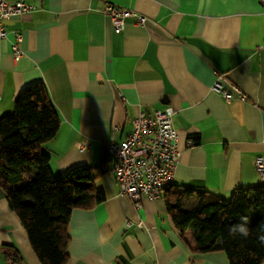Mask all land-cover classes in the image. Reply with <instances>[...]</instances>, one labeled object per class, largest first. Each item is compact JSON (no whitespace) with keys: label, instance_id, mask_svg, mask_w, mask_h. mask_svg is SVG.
<instances>
[{"label":"crops","instance_id":"0c3cea01","mask_svg":"<svg viewBox=\"0 0 264 264\" xmlns=\"http://www.w3.org/2000/svg\"><path fill=\"white\" fill-rule=\"evenodd\" d=\"M32 7L5 22L18 31L22 56L0 39V117L20 90L43 83L59 118L43 145L54 177L79 165L103 171L105 200L73 210L67 264H229L222 251L194 252L192 231H178L163 198L132 200L119 192L106 142L119 143L138 114L170 106L178 158L173 184L228 199L264 186V10L259 0H5ZM107 5L147 18L125 19L115 33ZM223 79L219 80L217 74ZM234 84L246 95L226 102L213 89ZM193 141V145L188 144ZM41 264L0 186V264Z\"/></svg>","mask_w":264,"mask_h":264},{"label":"trees","instance_id":"16d2710c","mask_svg":"<svg viewBox=\"0 0 264 264\" xmlns=\"http://www.w3.org/2000/svg\"><path fill=\"white\" fill-rule=\"evenodd\" d=\"M59 125L43 83L20 90L13 112L0 117V186L41 264H67V228L73 210H89L105 200L103 191L95 187L103 171L79 165L60 177L51 173L50 156L43 145L55 138ZM104 158L111 163L105 153ZM27 174L30 182L20 186ZM163 200L175 228L180 232L191 229L194 252L222 251L229 264H264V246L256 240L264 224V186L239 188L225 199L172 184ZM241 216L249 218L247 240L228 235ZM13 250L7 254L11 264H21Z\"/></svg>","mask_w":264,"mask_h":264},{"label":"built area","instance_id":"2783aa9c","mask_svg":"<svg viewBox=\"0 0 264 264\" xmlns=\"http://www.w3.org/2000/svg\"><path fill=\"white\" fill-rule=\"evenodd\" d=\"M264 10V0H259ZM32 7L22 2L0 0V39L12 35L9 43L10 53L15 61L22 56L19 47L21 36L18 31L7 32L5 22L15 16L23 15ZM111 20L115 33L123 30L125 19L134 17L137 25H144L147 18L134 11L107 5L104 10ZM217 74V73H216ZM219 80L223 79L217 74ZM213 89L219 92L226 102L234 95L246 100V95L234 84L226 88L219 82ZM174 111L170 106L156 110L152 114L141 113L132 122V131L119 143L106 142L104 153L110 159L114 179L122 195L129 197L135 208L141 207V200L154 201L163 198L166 188L173 184L174 169L178 158L177 134L173 126ZM188 144L192 146L193 141ZM256 169L264 179V158L257 157Z\"/></svg>","mask_w":264,"mask_h":264},{"label":"clouds","instance_id":"9594fccd","mask_svg":"<svg viewBox=\"0 0 264 264\" xmlns=\"http://www.w3.org/2000/svg\"><path fill=\"white\" fill-rule=\"evenodd\" d=\"M249 218L247 216H241L240 222L232 225L228 229V235L232 239L247 240L250 237L251 231L249 228ZM256 240L262 246H264V224L259 226V231L256 234Z\"/></svg>","mask_w":264,"mask_h":264},{"label":"rangeland","instance_id":"374dc122","mask_svg":"<svg viewBox=\"0 0 264 264\" xmlns=\"http://www.w3.org/2000/svg\"><path fill=\"white\" fill-rule=\"evenodd\" d=\"M29 182H30V175L27 174V175L24 176L23 181H22L21 184H19V185H20V186H23V185L28 184ZM187 230H188V231H191L190 228H188Z\"/></svg>","mask_w":264,"mask_h":264}]
</instances>
